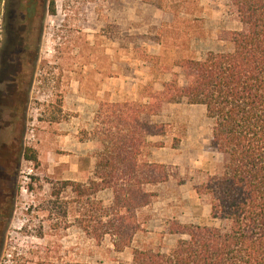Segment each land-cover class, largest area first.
Returning a JSON list of instances; mask_svg holds the SVG:
<instances>
[{
    "label": "rangeland",
    "instance_id": "rangeland-1",
    "mask_svg": "<svg viewBox=\"0 0 264 264\" xmlns=\"http://www.w3.org/2000/svg\"><path fill=\"white\" fill-rule=\"evenodd\" d=\"M8 1L0 0L1 92L2 69L18 68L12 58L8 68L1 64L17 36L16 30L6 31ZM23 1L35 12V29L25 35L33 41V61L20 73L18 121L0 130V144L8 142L21 157L10 179L14 207L0 227V264H130L135 248L174 249L182 237L168 234L173 222L220 226L212 221L210 199L196 187L222 173L228 158L212 145L214 121L206 108L186 102L153 119L167 125L168 133L151 138L162 147L144 148L141 160L167 166L171 178L148 188L157 197L139 213L144 231L133 248L118 253L110 238H88L80 228L83 200L70 187L62 189L67 182L95 178L88 132L100 103L139 102L145 89L161 91L172 81L184 86L179 61L233 51L229 38L243 26L230 0H172L180 14L144 0ZM28 150L36 153V163L24 159ZM4 164L0 172L7 174ZM96 198L109 206L113 194L103 191Z\"/></svg>",
    "mask_w": 264,
    "mask_h": 264
},
{
    "label": "trees",
    "instance_id": "trees-1",
    "mask_svg": "<svg viewBox=\"0 0 264 264\" xmlns=\"http://www.w3.org/2000/svg\"><path fill=\"white\" fill-rule=\"evenodd\" d=\"M144 1L180 14L172 0ZM230 2L243 26L229 38L233 51L179 61L184 86L172 81L161 91L145 89L139 102L100 103L88 132L95 178L62 189L70 187L83 200L80 228L88 238H110L118 253L133 248L144 231L139 213L157 197L148 188L171 178L167 166L141 160L144 148L162 147L150 139L168 133L153 119L174 104L206 108L214 121L212 145L228 162L196 192L210 199L212 221L221 225L173 222L168 234L182 237L174 249L135 248L130 264H264V0ZM24 159L38 161L32 150ZM103 191L113 194L109 206L96 198Z\"/></svg>",
    "mask_w": 264,
    "mask_h": 264
},
{
    "label": "flooded vegetation",
    "instance_id": "flooded-vegetation-1",
    "mask_svg": "<svg viewBox=\"0 0 264 264\" xmlns=\"http://www.w3.org/2000/svg\"><path fill=\"white\" fill-rule=\"evenodd\" d=\"M6 19H8L6 31L9 29L17 31V36L13 38L12 48L7 49L4 58L1 59V64L4 68H8V61L14 59L16 70H3L5 76V90L0 91V130L8 129L18 121V115L20 114L19 108L22 107L24 91L22 90L23 83L20 81V73L24 63L32 62V48L33 41L29 40V30H34L35 26L32 23L34 9L33 4L23 0H10L5 2ZM22 33L20 34V32ZM21 35V36H20ZM7 56H11L9 59ZM22 64V65H21ZM3 68V67H2ZM19 69V70H18ZM5 72V73H4ZM15 80V85L10 88V83ZM15 140V139H13ZM8 142L0 144V168L1 163L6 162L4 166L7 168V174L0 172V227L4 225V219L10 209L14 207V196L16 195L15 189H11L10 179L14 177L15 167L19 165L21 157L19 152L13 147L8 146ZM7 187H4L5 185ZM10 198V199H8Z\"/></svg>",
    "mask_w": 264,
    "mask_h": 264
},
{
    "label": "crops",
    "instance_id": "crops-1",
    "mask_svg": "<svg viewBox=\"0 0 264 264\" xmlns=\"http://www.w3.org/2000/svg\"><path fill=\"white\" fill-rule=\"evenodd\" d=\"M137 237V236H136ZM133 260V259H132ZM132 260L131 259H128V261L131 263L132 262Z\"/></svg>",
    "mask_w": 264,
    "mask_h": 264
}]
</instances>
